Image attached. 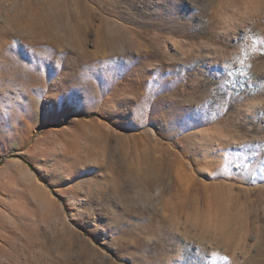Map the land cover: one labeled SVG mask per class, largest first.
<instances>
[{
  "label": "rangeland",
  "instance_id": "374dc122",
  "mask_svg": "<svg viewBox=\"0 0 264 264\" xmlns=\"http://www.w3.org/2000/svg\"><path fill=\"white\" fill-rule=\"evenodd\" d=\"M0 264H264V0H0Z\"/></svg>",
  "mask_w": 264,
  "mask_h": 264
},
{
  "label": "trees",
  "instance_id": "16d2710c",
  "mask_svg": "<svg viewBox=\"0 0 264 264\" xmlns=\"http://www.w3.org/2000/svg\"><path fill=\"white\" fill-rule=\"evenodd\" d=\"M29 166H30V164H29Z\"/></svg>",
  "mask_w": 264,
  "mask_h": 264
}]
</instances>
